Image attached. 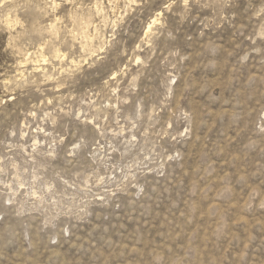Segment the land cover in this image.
<instances>
[{"label":"rangeland","instance_id":"obj_1","mask_svg":"<svg viewBox=\"0 0 264 264\" xmlns=\"http://www.w3.org/2000/svg\"><path fill=\"white\" fill-rule=\"evenodd\" d=\"M0 264H264V0H0Z\"/></svg>","mask_w":264,"mask_h":264},{"label":"bare ground","instance_id":"obj_2","mask_svg":"<svg viewBox=\"0 0 264 264\" xmlns=\"http://www.w3.org/2000/svg\"><path fill=\"white\" fill-rule=\"evenodd\" d=\"M91 20V19H90ZM9 24V23H8ZM150 29V26L147 28V31ZM147 35V34H146ZM28 52V51H27ZM27 58H29V57H27Z\"/></svg>","mask_w":264,"mask_h":264}]
</instances>
